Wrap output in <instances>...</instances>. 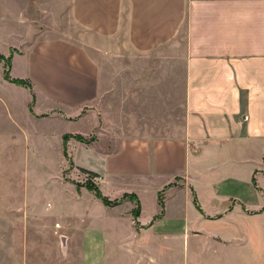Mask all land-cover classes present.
Instances as JSON below:
<instances>
[{
    "label": "crops",
    "instance_id": "0c3cea01",
    "mask_svg": "<svg viewBox=\"0 0 264 264\" xmlns=\"http://www.w3.org/2000/svg\"><path fill=\"white\" fill-rule=\"evenodd\" d=\"M0 55L1 139L119 203L53 197L67 264H264V0H0Z\"/></svg>",
    "mask_w": 264,
    "mask_h": 264
},
{
    "label": "rangeland",
    "instance_id": "374dc122",
    "mask_svg": "<svg viewBox=\"0 0 264 264\" xmlns=\"http://www.w3.org/2000/svg\"><path fill=\"white\" fill-rule=\"evenodd\" d=\"M0 56L5 59L0 58L5 67L4 79L15 84L9 81L15 79L7 74V60L11 57ZM1 123L0 120V125ZM43 128L50 130L52 146L41 152L27 151L25 144H22L23 135L20 133L15 134V139L10 145L5 135L3 140L0 136L2 264H11L12 260H16V264H67V257L60 246L64 232L59 227L60 215L55 213L59 201L54 202L53 197L70 195L81 187L96 196L95 192L88 189L89 184L99 189L98 178L77 169L74 164L78 162L83 167H98L92 155L78 153L74 147L68 149V142L71 139L76 140L74 138L69 139L67 143L63 138V147L59 140L61 134L87 133L83 127L72 122L67 125H43ZM85 140L91 143L92 139ZM39 153L49 155L50 159L45 162L39 160Z\"/></svg>",
    "mask_w": 264,
    "mask_h": 264
},
{
    "label": "trees",
    "instance_id": "16d2710c",
    "mask_svg": "<svg viewBox=\"0 0 264 264\" xmlns=\"http://www.w3.org/2000/svg\"><path fill=\"white\" fill-rule=\"evenodd\" d=\"M11 57V56H10ZM0 58L1 59H3V60H5L2 56H0ZM7 65H8V68L10 67V64H11V58H9V60H7ZM9 70V69H8ZM8 72V71H7ZM8 75H9V73H7ZM7 75V80H9L10 78H8L9 76ZM9 81H11V82H13V83H15V84H18V85H21V86H28V87H30V85H29V83H27V82H25V81H22V80H9ZM71 138H74V139H76L77 141H79V142H83V143H89V142H86V140L83 138V137H81V136H78V135H76V136H72V135H66L65 137H64V141H65V143H67L68 142V140L69 139H71ZM66 151V150H65ZM67 153V152H66ZM84 173H87V174H90V175H92V176H95V177H97L95 174H93V173H90V172H87V171H85V170H82ZM88 189L89 190H91V191H93V192H95V194H96V196H97V198L98 199H100L105 205H108V206H116V205H118L119 203L118 202H111V201H109L106 197H104L103 196V194H102V192L97 188V187H95V186H93V185H91V184H89L88 185ZM132 197H134V196H125L123 199H126V198H132ZM138 215H139V213H138V211L135 213V217H138Z\"/></svg>",
    "mask_w": 264,
    "mask_h": 264
}]
</instances>
